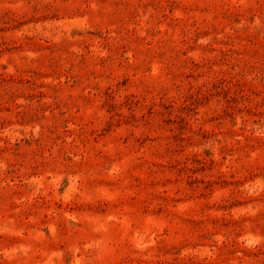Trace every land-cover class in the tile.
I'll list each match as a JSON object with an SVG mask.
<instances>
[{
  "label": "rangeland",
  "instance_id": "1",
  "mask_svg": "<svg viewBox=\"0 0 264 264\" xmlns=\"http://www.w3.org/2000/svg\"><path fill=\"white\" fill-rule=\"evenodd\" d=\"M0 264H264V0H0Z\"/></svg>",
  "mask_w": 264,
  "mask_h": 264
}]
</instances>
